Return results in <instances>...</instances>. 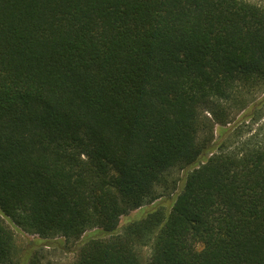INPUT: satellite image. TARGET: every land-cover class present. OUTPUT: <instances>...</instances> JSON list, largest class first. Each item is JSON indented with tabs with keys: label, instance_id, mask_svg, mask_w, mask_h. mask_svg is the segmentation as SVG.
Here are the masks:
<instances>
[{
	"label": "trees",
	"instance_id": "1",
	"mask_svg": "<svg viewBox=\"0 0 264 264\" xmlns=\"http://www.w3.org/2000/svg\"><path fill=\"white\" fill-rule=\"evenodd\" d=\"M53 244L264 264V3L0 0V264Z\"/></svg>",
	"mask_w": 264,
	"mask_h": 264
},
{
	"label": "rangeland",
	"instance_id": "2",
	"mask_svg": "<svg viewBox=\"0 0 264 264\" xmlns=\"http://www.w3.org/2000/svg\"><path fill=\"white\" fill-rule=\"evenodd\" d=\"M250 1L256 2V3H264V0H250ZM258 98H262V95H259ZM17 231L19 232L18 239H19V245L21 247H26L29 240L36 238L35 236H28L27 234L21 232L20 230H17ZM88 233L89 232H87L86 235ZM44 248L47 250L46 259L56 264H69L74 260L75 255H76V252L72 251V248L62 249L61 247H56L54 244L52 246H45ZM144 252H145V257H146L147 250H145ZM144 264H147L146 260L144 261Z\"/></svg>",
	"mask_w": 264,
	"mask_h": 264
}]
</instances>
